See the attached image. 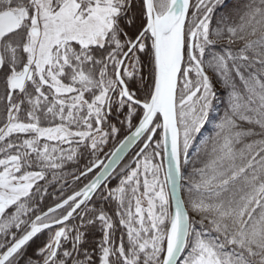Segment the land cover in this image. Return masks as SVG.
I'll list each match as a JSON object with an SVG mask.
<instances>
[{
    "label": "snow or ice",
    "instance_id": "6c2138e0",
    "mask_svg": "<svg viewBox=\"0 0 264 264\" xmlns=\"http://www.w3.org/2000/svg\"><path fill=\"white\" fill-rule=\"evenodd\" d=\"M0 264H264V0H0Z\"/></svg>",
    "mask_w": 264,
    "mask_h": 264
},
{
    "label": "rangeland",
    "instance_id": "374dc122",
    "mask_svg": "<svg viewBox=\"0 0 264 264\" xmlns=\"http://www.w3.org/2000/svg\"><path fill=\"white\" fill-rule=\"evenodd\" d=\"M210 127V126H209Z\"/></svg>",
    "mask_w": 264,
    "mask_h": 264
}]
</instances>
